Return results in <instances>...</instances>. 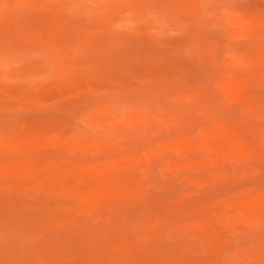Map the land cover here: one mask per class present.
<instances>
[{"label":"rangeland","instance_id":"obj_1","mask_svg":"<svg viewBox=\"0 0 264 264\" xmlns=\"http://www.w3.org/2000/svg\"><path fill=\"white\" fill-rule=\"evenodd\" d=\"M0 264H264V0H0Z\"/></svg>","mask_w":264,"mask_h":264}]
</instances>
